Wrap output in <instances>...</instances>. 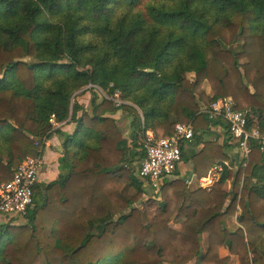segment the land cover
<instances>
[{"label": "trees", "instance_id": "obj_1", "mask_svg": "<svg viewBox=\"0 0 264 264\" xmlns=\"http://www.w3.org/2000/svg\"><path fill=\"white\" fill-rule=\"evenodd\" d=\"M89 84L127 103L91 88L86 108L74 97ZM225 97L264 131V0H0V183L62 137L60 172L35 187L27 222L0 224V264H264V153L253 141L237 165L204 136L220 120L203 106ZM119 111L132 117L129 136ZM53 114L74 131L55 128ZM179 122L194 125L182 161L198 178L224 160L235 169L210 188L168 178L141 208L145 133L167 137Z\"/></svg>", "mask_w": 264, "mask_h": 264}, {"label": "built area", "instance_id": "obj_2", "mask_svg": "<svg viewBox=\"0 0 264 264\" xmlns=\"http://www.w3.org/2000/svg\"><path fill=\"white\" fill-rule=\"evenodd\" d=\"M91 88L97 90L103 97L113 100L116 106L127 103L121 98L119 89L110 95L96 84L87 85L77 91L75 96ZM235 105L231 97L220 98L205 106L201 112L207 114L209 119H217L227 125L230 137L240 153L242 164L246 165L252 152L253 141L264 153V131L262 132L260 127L250 128L249 112L237 109ZM50 121L55 128L64 123L58 122L55 114L51 116ZM194 136L195 128L192 122L177 123L173 133L167 137H157L152 130L146 131L143 139L145 155L140 162L138 175L153 193L161 191L166 179L175 177L183 159V146ZM44 165V155L28 156L15 168L11 180L0 183V216H5L9 220L12 218L27 221L28 211L33 206L34 189L41 181L40 175ZM226 168H232L229 160L214 164L208 174L201 178V186L213 185Z\"/></svg>", "mask_w": 264, "mask_h": 264}, {"label": "crops", "instance_id": "obj_3", "mask_svg": "<svg viewBox=\"0 0 264 264\" xmlns=\"http://www.w3.org/2000/svg\"><path fill=\"white\" fill-rule=\"evenodd\" d=\"M92 98V93L91 91H82L77 97L76 101H78L80 104L84 105L86 108L89 106L90 101ZM205 105L203 106V108ZM202 108V109H203ZM115 117L117 118L119 126L123 129L124 132H128V134H131V121L132 117L130 114L119 111ZM75 125L71 122H64L61 126L60 129L64 132L72 133L74 131ZM200 133V132H199ZM204 135L206 138H213L217 139L219 143L221 144H226L225 150L230 154L233 153H238L237 148L234 149L232 145V139L230 137V133L228 131L227 125L223 122L220 121V123L217 126L212 127L211 132L205 133ZM209 136V137H208ZM189 147L188 143L184 145V150H186ZM202 147V144L199 146L194 147L195 149H200ZM190 149V148H189ZM44 158H45V165L44 168L41 171L40 179L42 183H47L55 178H57L59 171V158L62 155V137L57 133L54 132L51 137L46 141V147L44 150ZM235 159V158H233ZM185 168L186 173L181 174L182 172H185L182 170V168ZM211 169V168H210ZM175 177L179 178H184L186 179L188 185L190 187H203L200 184L201 178H198L194 173H193V168H192V163L191 162H184L182 161L181 164L178 167L177 170V175ZM212 186V185H211ZM209 187H203V188H210ZM182 223L184 219L181 217ZM181 223V224H182Z\"/></svg>", "mask_w": 264, "mask_h": 264}, {"label": "rangeland", "instance_id": "obj_4", "mask_svg": "<svg viewBox=\"0 0 264 264\" xmlns=\"http://www.w3.org/2000/svg\"><path fill=\"white\" fill-rule=\"evenodd\" d=\"M235 45H236V47L238 48V47L240 46V42L235 43ZM188 77H189L190 79H194L195 74H194V73H189V74H188ZM75 99H76V98H75ZM123 132H124V131H123ZM124 134H125L126 136H129L128 132H124ZM232 141H233V140H232ZM232 145H233L234 149L237 148V146L235 145L234 141L232 142ZM237 150H238V149H237ZM231 157H232V159L235 158V159L233 160L235 164H237V163H238L237 165H241V164H242V160H241L240 153H238V155H237L236 153H233V154H231ZM233 165H234V164H232V168H233ZM233 169H235V167H234ZM182 170L185 171V172H182V173H181V174L183 175V174L186 173V170H185L184 167L182 168ZM232 183H233L232 180L229 181L228 184H227V188L230 189V188L232 187ZM144 187H145V189H146V193L144 194L142 200L139 201V202L137 203V205H138L139 207H141V208L144 206V204L147 202V200H148V199H151L152 196H153V192L147 187L146 184H145ZM135 192H136V191H135V189H134L133 187H126L125 190H124V193H125L127 196H131V195H133ZM156 211H157V210L154 209V210H152V211H149V212L144 213V221L147 222V221L153 219V217H154ZM239 213H240V208H238V213H237V214H239ZM181 217L184 219L183 223H182V221H181L182 219H180ZM170 220H171V226H172V228H173L174 230H182V229L186 226V225H184V224H185V222H186L187 219H186L184 216H182L181 214H177V215L171 217ZM10 222H11L13 225H18V224L26 223L27 221H25V220H9V219H7L5 216H0V224H2V223H10ZM181 223H182V224H181ZM226 223H227V227H228L230 230H235L236 227L238 226L236 216H234V217H227V218H226ZM193 231H194V229L192 230V232H193ZM191 234H192V233H191ZM207 240H208L207 235H203L202 242H201L203 251H206V250H207V247H208V246H207ZM219 253H220V256H221V257H227V256H229V250H228L226 247H221V248L219 249ZM230 257H231V258L228 260V262H227L226 264H238V258H237V257H235V256H230Z\"/></svg>", "mask_w": 264, "mask_h": 264}, {"label": "water", "instance_id": "obj_5", "mask_svg": "<svg viewBox=\"0 0 264 264\" xmlns=\"http://www.w3.org/2000/svg\"><path fill=\"white\" fill-rule=\"evenodd\" d=\"M152 71V69H150Z\"/></svg>", "mask_w": 264, "mask_h": 264}]
</instances>
